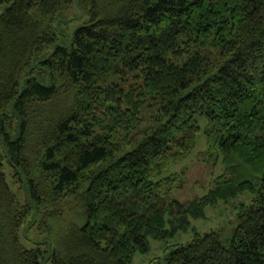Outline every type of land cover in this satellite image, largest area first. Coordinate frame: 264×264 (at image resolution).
Listing matches in <instances>:
<instances>
[{
    "label": "trees",
    "instance_id": "1",
    "mask_svg": "<svg viewBox=\"0 0 264 264\" xmlns=\"http://www.w3.org/2000/svg\"><path fill=\"white\" fill-rule=\"evenodd\" d=\"M75 1L89 18L71 27ZM0 6V264H130L245 192L231 234L194 229L151 264H264V0ZM200 116L225 170L182 203L185 172L165 171ZM73 200L51 237H27Z\"/></svg>",
    "mask_w": 264,
    "mask_h": 264
},
{
    "label": "rangeland",
    "instance_id": "2",
    "mask_svg": "<svg viewBox=\"0 0 264 264\" xmlns=\"http://www.w3.org/2000/svg\"><path fill=\"white\" fill-rule=\"evenodd\" d=\"M4 6H0V13ZM62 18L69 20L71 27L81 25L88 20V15H85L75 1L74 4L62 13ZM200 131L197 135V141L191 154L182 161H177L165 171V174L171 172L184 171L185 183L182 188L174 189L173 196L182 203L195 200L197 197L205 195L211 188L214 187L215 179L221 175L225 168L219 154L209 155L207 153L208 144L205 136L206 120L198 117ZM14 189L23 195V189H20L17 184L13 185ZM253 195L245 192L240 194L228 202L220 201L215 206H207L205 209V217L190 218L191 228L187 232L179 231L173 237L165 240H155L151 238L150 249L147 252H137L130 264H151L154 260L165 256L168 249L179 243H187L193 239L194 229L200 233H205L210 230H221L224 235H229L232 232L233 226L237 223V213L240 204H249ZM76 201H71L62 212V217L47 216L45 225H42L38 232L35 229H29L27 237L30 240H42L46 237H51L53 230V221L60 223L62 218L67 219L75 211ZM54 222V225H56ZM167 228L170 227L169 214H167ZM21 230L22 242L28 246L31 242L23 234Z\"/></svg>",
    "mask_w": 264,
    "mask_h": 264
}]
</instances>
